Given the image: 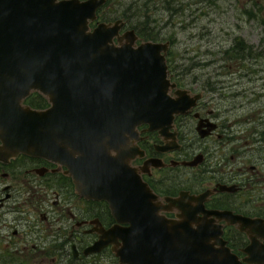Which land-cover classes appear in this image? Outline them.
<instances>
[{"label":"water","instance_id":"water-1","mask_svg":"<svg viewBox=\"0 0 264 264\" xmlns=\"http://www.w3.org/2000/svg\"><path fill=\"white\" fill-rule=\"evenodd\" d=\"M107 2L0 0V161L23 154L61 164L82 196L109 204L116 225L98 233L88 254L112 246L119 264H264V233H246L249 258L241 261L215 219L258 230L264 221L231 212L199 219L201 209L186 204L181 220L168 219L130 165L139 151L128 143L138 128L166 135L190 105L180 93L177 100L168 95L175 86L169 43L137 45L134 30L122 33L124 19L98 21ZM32 93L45 97L48 109L24 106Z\"/></svg>","mask_w":264,"mask_h":264},{"label":"flooded vegetation","instance_id":"flooded-vegetation-1","mask_svg":"<svg viewBox=\"0 0 264 264\" xmlns=\"http://www.w3.org/2000/svg\"><path fill=\"white\" fill-rule=\"evenodd\" d=\"M248 24H228L221 37L226 42L233 36L231 46L217 61L206 60L199 75L193 67L184 73L173 68L170 41H151L169 43L168 78L175 86L168 95L177 100L182 94L190 107L175 116L166 135L140 126L128 147L138 148L130 165L157 195L168 219L181 220L180 207L186 204L201 209L199 219L231 212L245 221H264V44L245 41L242 31L258 25ZM259 29L264 31V22ZM139 40L137 45L147 42ZM34 95L40 94L32 93L23 105L48 109L30 104ZM194 161L197 166L184 165ZM182 193L186 203L174 204ZM215 220L232 252L241 261L249 258L246 233L264 229ZM114 225L109 204L82 196L67 167L23 154L0 161V264H119L112 246L87 253L98 233Z\"/></svg>","mask_w":264,"mask_h":264},{"label":"rangeland","instance_id":"rangeland-1","mask_svg":"<svg viewBox=\"0 0 264 264\" xmlns=\"http://www.w3.org/2000/svg\"><path fill=\"white\" fill-rule=\"evenodd\" d=\"M139 10L148 14L146 18L143 16L142 28L156 34L154 41L172 43L171 65L183 73L193 67L199 75L205 69L206 60L222 58V49L225 51L232 44L233 36L227 43L221 37L228 24L257 23L256 29L248 28L242 33L249 45L250 42L255 46L261 43V47L264 44V31L259 29V22H264V0H111L99 19L104 16L108 20H119L128 12L131 18L127 31L136 32L134 28L141 20ZM140 42L138 40V44ZM183 81L185 83V75Z\"/></svg>","mask_w":264,"mask_h":264},{"label":"trees","instance_id":"trees-1","mask_svg":"<svg viewBox=\"0 0 264 264\" xmlns=\"http://www.w3.org/2000/svg\"><path fill=\"white\" fill-rule=\"evenodd\" d=\"M111 2V0H108V3L106 4V6L109 4ZM105 6V7H106ZM104 7V8H105ZM103 8V9H104ZM103 9H101L100 11H99V13H98V15H100V13H101V11L103 10ZM130 11V10H129ZM139 12H140V18H141V20L140 21H138V24H137V26L134 28V29H136V33L138 34V36L139 37H141L142 38V40L144 39V40H155L156 39V34H154V33H152L153 31H147L148 29H143L142 28V25L144 24V18H143V16L145 15V18H146V15H148V14H145V13H143V11L141 10H139ZM138 15H139V13H137ZM136 14V15H137ZM123 15V18H121V19H124V20H126L128 23H129V21H130V18H131V15H129V13L128 12H126V13H124V14H122ZM139 17V16H138ZM137 17V19H139ZM102 22H107V23H109V22H115V21H117L118 19H109L108 20V18H106V17H102V19H100ZM29 103L30 104H37L39 107H47V106H49V103H48V101H47V99L46 98H44L43 96H41V95H34V96H32L30 99H29ZM229 234V233H228Z\"/></svg>","mask_w":264,"mask_h":264},{"label":"bare ground","instance_id":"bare-ground-1","mask_svg":"<svg viewBox=\"0 0 264 264\" xmlns=\"http://www.w3.org/2000/svg\"><path fill=\"white\" fill-rule=\"evenodd\" d=\"M170 83H171V81H170Z\"/></svg>","mask_w":264,"mask_h":264}]
</instances>
